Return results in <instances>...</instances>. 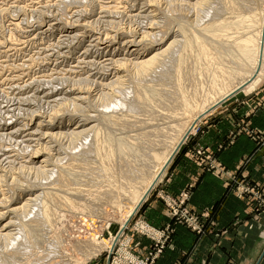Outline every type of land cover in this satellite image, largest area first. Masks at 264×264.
I'll return each mask as SVG.
<instances>
[{"label":"rangeland","instance_id":"374dc122","mask_svg":"<svg viewBox=\"0 0 264 264\" xmlns=\"http://www.w3.org/2000/svg\"><path fill=\"white\" fill-rule=\"evenodd\" d=\"M148 1L147 0L146 1L145 0H136V1L135 0H1L0 1V136L2 135L1 136L2 138L0 137V142H1L0 143V156H1L0 157V166H1L0 167V173H1L0 174V189H1L0 190V194H1L0 200L2 199L0 201V203H1L0 204L1 205L0 206V208H1L0 209V224H1L0 227H3V225L4 226L7 225V228L6 227L0 228V229H2V231L1 230L0 231H1V233L5 232V231H7L5 233H9L7 238L0 236V264H21L23 262L22 260H24V259H22V257L24 258L26 256L23 255V250H24L23 246L24 245H21V244H23V241H22L23 238L21 235L22 231H20L21 230L20 227L24 223H25L24 226L27 223L28 224L30 223L29 225H31L33 221L35 222L36 220L39 219L40 210L42 209L43 205L47 202L46 201L47 194H49V193H53L56 196L57 202L59 201L57 203L58 205H55V208L53 207L54 214H55L53 216L55 219H53L52 226H50L51 228L47 227L48 230L45 228V230L47 232L43 231L44 228H42V229L40 228L42 230V235L40 236V241H42V245L41 244L40 245L43 248V250L39 253V255L33 254V256H31L29 258L30 261L28 262V264L29 263L30 264L35 263V261L38 264V259H39L38 256L42 255L43 252L47 255L48 254L47 252H49V251H50L49 253H52L54 251H55V253H57V251H58V253L60 252L61 255L63 256V257L61 256L60 258H57V260L56 259L54 260V258L50 259V258H52L50 256V258H48L50 260L47 261L49 264H61L62 259L64 258L65 255H67V256H65L67 258H64L63 260L68 259V257H69V259L70 258L75 259V260L79 259L78 260V261H80L79 264H81V263L82 264H124L126 261L130 260L132 257L134 259L138 260V261H134L132 263L141 264L139 261H142V262L148 261V263H150V264H155L156 261L163 255V253L165 252L166 249H173V243H172V241H168V242L163 243L159 249H155L154 243L156 242V240H153L150 237L151 233L147 231L148 228L145 226V224L148 227L152 228L153 231H155V232L170 233V231H171V234H172L174 232V229H175L174 228L175 226L173 227L172 223L173 224L176 223L177 225H184L185 224L184 222H186L188 219H190L189 216H191L192 213H194L195 215L198 216V214H196L194 211L190 210V208L188 207V204H187V201L189 199L188 192L191 190L192 186H190L187 190H185L180 195H171L166 191V186H165L166 182L163 181L164 177L168 171L166 168L162 177L155 183V185L153 186V188L149 192L146 200L143 201V203H142V205H140L139 209L131 216V218L128 219V223H127L126 227L122 228L123 223L125 222V219H126V214H127L128 210L130 209V205L128 203H123V202H122V204L117 205V206H113V204H111V203H110L111 205L106 204L107 203V199H106L107 197L105 198V197L100 196L102 198L101 199L100 197H98L99 195H97V192H96L97 185H101V187H104L103 183L105 181L104 180L105 178L101 179L100 176L98 174H96L97 170H95V169H94L95 171L94 170H88L89 168L91 169V167L93 166L92 164H94L97 161V159H95L92 156L90 157V154H88V155L85 154L86 150L90 149L88 147H90L89 140H91V139L86 140V138H91V137H89L90 132L89 131L87 132V129H89L91 126L92 127L95 126L98 130L100 128L99 131H101L102 130L101 128L103 125L100 126L98 124H99V119H102V117L104 115L108 114V116L109 115L117 116L118 118H112L111 119L113 121H115V120L118 121L121 119H122L121 121L126 120V127L123 126L124 128L123 127L119 128V127H115V126L111 127L112 125H110V127H111L110 130L112 131V137H113V140L115 143L127 140V138L129 139V138H133V137H135V138L138 137L139 140L136 142L143 143V145L146 146L150 141H152V139H155L158 141L159 140L164 141V138H162V137L165 134H163L162 132L167 133L168 136L171 137L173 135L169 132V127L171 125L177 126V128L179 130H181V128H182L181 121H180L181 117L179 116V114H181V116L183 117L184 112L181 113V111L177 108L178 94L176 92V87L174 84L176 81L181 82L184 91H186V95H188L187 92H191L192 97H193V101L195 103H197L198 106L203 104V102H205L209 96L213 97L211 94V88H212L214 82H216L217 80H213L212 73L214 71H212V70L210 71V67L212 68L211 65L206 64L203 60L198 61L196 59L190 58V60L188 61L189 62L188 67L186 68L187 70L185 69V70H182L179 72L177 71V67H176L177 66V60H179V58L182 57L183 52L185 53L184 48L182 47L183 42L181 41V40H184V38L182 36L183 34L180 31V29L178 28L177 23H181V22L183 23L184 22L190 28L188 33L189 34H195L196 32H198V30L201 27L209 25L213 19H216V16L218 18L219 14L222 17L225 16L224 12L222 11L223 6L221 4L223 1L209 0L208 2H206L205 4H202V5H196L195 4V3H197L198 0H187L188 2L186 0H182V1L181 0H175V1H173V0H168V1L167 0H148ZM174 2L175 3L177 2V4H174ZM210 2H212V4ZM210 4H211V6H209ZM213 4H215V5H213ZM156 5H157V8H156ZM166 5L168 8L166 7ZM204 5L205 6L208 5V6L204 7ZM214 6H216V7H214ZM218 6H219V8H218ZM161 8H162L161 11L163 12V14L160 11ZM207 8H209V9H207ZM206 10H208V11L210 10L209 12H211V14H209V12ZM114 12L116 13V15ZM170 12L172 13V15ZM140 13H142V14H140ZM147 13L148 14L150 13L151 15L150 14L148 15ZM183 14H185V15H183ZM139 15H141V17H139ZM205 15H211V16L207 17ZM135 16H137V17L135 18ZM143 16H146V17L148 16V17L146 19V17H143ZM151 16H153L154 18ZM183 16H185V17H183ZM167 17H168V20L170 19L169 22L167 20ZM170 21H171V23H170ZM173 21L176 23H174ZM179 21H181V22H179ZM165 22H168V26H167V24H165ZM144 23L145 24L147 23L146 25H148V27ZM48 24L50 27L48 26ZM139 24H142V25L140 26ZM151 24H153V25H151ZM169 24L171 26H169ZM14 25H16V26H14ZM144 26H146V27H144ZM142 27H144L146 29H144V28L142 29ZM45 28H46V30H44ZM155 28H156V30H155ZM163 28L164 29L167 28V29L164 30ZM158 29H160L159 31H161V32H159ZM131 30H132V32H131ZM147 30H150V31L148 32ZM46 31H48V32H46ZM115 31H116V33H115ZM124 31H127V32H124ZM165 31L166 32L169 31V32L165 33ZM135 34H137V35H135ZM156 34H157V36L158 35L159 36L157 37ZM153 36L155 39L153 38ZM163 37H165V38H163ZM156 38H158L159 43H156V42H158V40ZM128 39H129V41H128ZM94 40H96L97 45L99 44L98 47L95 44L96 42H94V44H93ZM132 40H133V42H132ZM139 40L140 41L142 40L141 41L142 43ZM172 40H173V42H172ZM161 41H164L165 43L167 41V43L164 44L165 48L169 44L172 45L173 46V48L171 49L172 51L168 52V54L163 55L153 65L155 68H153V66H152L150 71H142V70L138 69L137 68V62L138 61L140 62L143 59H145L146 57H149V55L151 56L154 53H157L158 51L161 52L162 50L165 49L164 46L160 49V47H161L160 42ZM121 42H125L126 47H125V43H123V45H121ZM131 42L135 43V44L131 45ZM143 42H144V44H143ZM149 42H151V45ZM136 43H137V45H136ZM173 43H175V44H173ZM148 44H149V46H148ZM142 45H144V46H142ZM137 46L144 47L145 49L144 48L140 49V47H137ZM107 47H109L110 49H108ZM113 47H114V49L112 51ZM119 47H120V51H118ZM152 47H154V48H152ZM156 47H157V50L155 49ZM115 48H116V50H115ZM122 48H123V50H122ZM129 48H132V50ZM148 48H150V49H148ZM9 49L11 51H9ZM175 49H176V51H175ZM108 50H109V53H108ZM128 50H130V51L128 52ZM135 50L141 51L140 52L141 55L140 54L135 55V53H133ZM181 50H183V52ZM177 51H178V53L176 54ZM2 52H3V54H2ZM8 52H9L10 56L8 55ZM11 52H13V53H11ZM173 52L176 54V58H175V56H174L175 54ZM4 53L6 55H4ZM46 53H47V55L48 54H50V55L47 56ZM180 53H182V54H180ZM98 54H99V56H98ZM178 54H180L179 55L180 57L178 56ZM43 55H44V57H43ZM192 55H193L192 52H191V54L189 53V56H192ZM109 56H111V57H109ZM123 56H124V58H123ZM102 57H103V59L104 58L105 59L102 60ZM130 57H132V59ZM34 58H35V60H34ZM3 59H5V60H3ZM91 59H92V61H91ZM128 59H129L130 63L128 62ZM191 59H193V60H191ZM19 60H22V61L19 62ZM80 60H83L84 62L83 61L78 62ZM87 60L89 61V63L87 62ZM94 60H96V62ZM12 61H13V63H12ZM41 61L42 62L45 61V62L42 63ZM133 61L135 62V64ZM21 62L23 63L24 66L27 65L28 70L26 69V66L22 67L23 69L20 68L21 66H23L22 64L20 65ZM39 62H40V64H38ZM85 62L87 63L89 68L87 67ZM91 62H92V64H91ZM103 62L106 65L107 64L108 65L106 66ZM202 62H203V64H202ZM17 63H19V64H17ZM75 63H77L79 66L80 65L81 66L78 67L77 64L75 65ZM99 63L102 64L103 66H105V68L104 67L99 68L100 66H102V65H99ZM161 64H162V66H161ZM197 64L198 65L200 64V65L198 66ZM17 65L22 70H20ZM74 66H75V68H74ZM83 66H84V68H83ZM115 66H117V67H115ZM30 67H31V69H29ZM123 67H124V69H123ZM17 68H18V70H17ZM106 68H108V69H106ZM109 68H110V71L113 68V70H115V72L113 70H112L113 73L110 72ZM166 68H168L169 71ZM83 69L85 72L82 71ZM103 69H104V71H103ZM132 69H133V71H132ZM152 69H153V71H152ZM12 70H14V71H12ZM95 70L97 71L96 73H95ZM124 70H126L125 71L126 74H125ZM200 70L202 73H200ZM40 71L43 73H41ZM65 71L67 73L69 72V74H67ZM74 71H75V73H74ZM98 71H99V73H98ZM100 71H102V72H100ZM195 71L197 72V74ZM40 74H42V75H40ZM99 74L102 77L99 76ZM242 74H243V72H242ZM35 75L39 79L35 80V78H36ZM95 75H97V77ZM124 75H126L128 78ZM149 75H150V77H149ZM12 76L15 78L11 79ZM17 76L18 77L20 76V78H18ZM39 76H41V77H39ZM46 76H48V80H47ZM168 76H170V78ZM49 77H51V78L53 77V80L51 79L52 82H50ZM112 77L113 78L115 77L114 78L115 80H113ZM123 77H125V78H123ZM6 78H8V79H6ZM40 78H42L43 81L40 80ZM55 78H56V80H55ZM110 78H112V79L110 80ZM116 78H117V80H116ZM98 79L100 81L102 80L101 81L102 84H105V85H102ZM120 79H122V80H120ZM39 80H40L42 85L40 84ZM107 80H109V81L107 82ZM93 81L96 84H92ZM111 81H113V82H111ZM48 82H50L51 85ZM59 82L60 83L65 82V84L62 85V84H59ZM98 82H99L98 85L100 87L97 85ZM119 82H121V83L124 82V83L119 85L118 84ZM217 82H219V81H217ZM23 83H25V84H23ZM20 84H21V87L19 86ZM26 84H29L30 87H28L29 85L26 86ZM38 84L41 86V88L39 87ZM58 84H59V86L55 88V86H57ZM44 85L45 86L48 85L50 88L48 86H47L48 88L47 87L45 88V87H43ZM155 85L157 86V88ZM104 86H105V88H104ZM114 86H117V88ZM150 86H151V88H149ZM152 86H154L156 89ZM147 87H148V89H146V90H152L154 88L152 90L153 94H154V95L152 94L153 95L152 97H145L144 93L146 90H144V89ZM9 88H10V90H8ZM16 88H18V89H16ZM20 88H22V89L20 90ZM98 88H101L100 89V91L102 92L101 94H100V91ZM158 88H161V89L159 90ZM71 89H73L72 92H71ZM111 89H113V90H111ZM189 89H190V91H189ZM24 90H25V92H24ZM41 90H43V92ZM96 90H98V91H96ZM156 91L159 92L161 95L159 93H157ZM74 92H77V93H74ZM89 92H91V93H89ZM97 92H98V94H97ZM33 93L34 94L37 93V94L33 95ZM39 93H40V96L42 95L40 98L38 95ZM44 93H45V95H44ZM117 93H119L120 95ZM155 93H157V94H155ZM221 93L222 92H220V94ZM68 94H70V95H68ZM84 94L88 95L89 97L86 96V98H85ZM176 94H177V98H176ZM13 95H15L16 101L14 100ZM18 95L21 97H19ZM76 95H78V96L76 97ZM162 95H163V98H162V100H160V96H162ZM28 96H30V98H32L33 100L29 99ZM35 96H36V98H35ZM18 97L22 100L20 101V99ZM37 97H38V99H37ZM138 97H143V100H144L143 104L139 102ZM24 98H25V100L26 99L27 100L25 101ZM66 98H67V100H66ZM71 98H72V100H71ZM119 98L123 99L121 102H124L125 106L128 104L127 108H123V107L118 108V106H120V105H118V103H120ZM89 99H92V100H89ZM73 100H74L75 104H74ZM107 100H110V102H109L110 105L108 106L109 108L106 105H104V107H103V104H105L104 102H106ZM51 101H53V102H51ZM94 101H96V102H94ZM26 102H27V104H26ZM56 102H58V103H56ZM84 102L85 103L89 102V103L85 105ZM90 102H91V107H90ZM79 103L82 104V106ZM114 103H116L117 107ZM199 103H200V105H199ZM229 103L230 104L235 103L237 106L236 109H238V107H243V109H241V111H244V107H246L247 108L246 110L250 111L251 114H255L259 110L264 109V76L257 78L250 87L242 90L240 93L236 94L231 99L224 101L220 106L216 107L215 109L209 111L204 116L197 119L198 121L196 120L195 124L192 125V130L190 132L188 131V133L186 135L187 137L184 138L179 149H181L187 143V141L189 139H191L192 137H194L196 135L201 134L202 133L201 131H203L202 129L206 126V124H205L206 120L211 119L214 115H216L219 112V110L220 111L222 110V107L229 105ZM24 104H26V106ZM57 104H58V106H57ZM59 104H60V106H59ZM99 104H101L102 107L99 106ZM206 104H208V102ZM37 105H39V107ZM76 105H78V106H76ZM92 105H96V106H92ZM73 107H74V109H73ZM94 107L96 109L101 107L103 111H101L100 108H99L100 110L98 109V111H97V110L93 109ZM23 108H25V109H23ZM36 108H38V109L36 110ZM62 108H64V109H62ZM77 108H79V109H77ZM105 108H107L106 110L110 109L111 112L109 110L106 111ZM52 109L54 110V113H53ZM93 110H95V111H93ZM34 111H36V112H34ZM64 111H65V114H64ZM91 111L94 112V114ZM48 112L51 113L53 116L51 114H47ZM60 112H61V114H60ZM100 112H102L103 116L101 115ZM103 112H104V114H103ZM112 112H114V113H112ZM174 112H180V113H178L177 115H174L173 116L174 119H173L171 114ZM41 113L43 114V116L44 115L45 116L43 117ZM81 113H82V116H81ZM37 114H38V116H37ZM54 114H55V116H54ZM68 114H70V115H68ZM76 114H77V116H76ZM88 114H92V115L90 116ZM114 114H117V115H114ZM119 114H120V116H119ZM26 115H27V117H26ZM58 115L60 116V118ZM66 115L70 116V117H67ZM122 115H123L124 119H123V117L121 118ZM87 116H89V117H87ZM23 117L26 119H24ZM46 117L48 118V120ZM92 117H94V118L96 117L95 120L91 121L90 118H92ZM97 117H99V118H97ZM31 118H32V120H31ZM244 118H245V114H241L238 121H236L235 128L230 131L225 144H227V145L230 144V142L232 141V139L235 136L237 137V136L241 135V133H244V134L256 139L258 146L255 149L256 152L253 151V153L250 156L244 157L242 159V161L239 163V166L237 169L238 171L236 172V177H234L235 175H233V176L231 175V176H229L227 181H229L231 183V185H232L231 188H232L233 192H236L237 194H240V195L246 196V197L248 195L252 196L253 202L255 204H257V208L259 206L258 209L264 210V206H262V205H264V192L258 186L252 184L248 179H244L239 174L241 172V170L243 172L244 169L247 168L248 164L251 162L252 158L254 157V155H256L257 152L262 151L264 153V138H263L264 132L258 133L256 130L252 129L249 126V122L246 121ZM61 119L64 121H61ZM46 120L48 121V123H50V125L47 124ZM68 120H69V123H68ZM83 120H84V122L82 123L83 124L82 125L81 122ZM28 121H29V123H28ZM35 121H37V122H35ZM40 121L43 123H41ZM60 121L63 123H61ZM65 121H66V123H65ZM21 122H22V124H21ZM23 122L24 123L26 122V124H24V125L27 126L28 128L23 125ZM189 122L191 123V121L188 120V122L185 123V126L183 125V128L184 127L186 128ZM53 123H55V124H53ZM41 124L42 125L44 124V125L42 126ZM88 125H90V126H88ZM155 125L159 128L156 129V127H154ZM75 126L78 129H74ZM21 127L22 128L24 127V128L22 129ZM36 127H37V129H36ZM42 127H43V129H42ZM69 127L70 128L73 127V128L70 129ZM25 128L27 129V131ZM49 128H51V129H49ZM81 128H85V129H81ZM64 129H66V131H64ZM23 130L25 131V133L23 132ZM76 130L77 131L78 130L79 131L84 130V131H86V133L84 132L83 134H81L82 138L79 137L77 140L76 139L73 140V139H71V135ZM18 131L20 134L19 133L17 134ZM37 131H39V132H37ZM56 131H57V134H56ZM69 131H70V133H69ZM153 131L155 133L152 135L151 132H153ZM15 132H16V135H15ZM46 132L47 133L52 132V133L50 135V134H47ZM62 132H64V133L66 132L65 135H63L64 133L62 134ZM7 133L9 136L7 135ZM41 133H42V135H41ZM58 133H60V134L58 135ZM113 133L114 134L116 133V134L114 135ZM3 134H5L6 136ZM46 134L48 136H46ZM34 136L36 138H34ZM63 136H65V137H63ZM3 137L5 140L3 139ZM14 138L18 141H15ZM29 138L30 139L33 138V139L30 140ZM47 138H49V139L52 138L53 142L51 141V139L47 140ZM59 138L61 140L60 143H59V141H60ZM37 139L39 141H37ZM55 139H57V140H55ZM27 140H29L30 142ZM82 140H83V142H82ZM20 141H21V143H20ZM34 141H36L37 143ZM46 142H48V143H46ZM9 143H10V145H9ZM45 143L47 146H45ZM18 144L20 146H18ZM23 144H24L26 149L24 148ZM37 144H38V146H37ZM42 144H44V147ZM48 144H51V145H48ZM53 144L56 146H54ZM58 144L60 146L62 145V147L58 146ZM225 144L224 143L220 144L218 146V148L223 147ZM7 145L9 147H5ZM28 145H29V147H28ZM1 147H2V149H1ZM49 147H50V149H49ZM55 147H57V148H55ZM79 147L80 148L82 147L83 149L81 148L82 150L81 149L78 150ZM4 148H6V149H4ZM12 148H14V150ZM58 148H60V149H58ZM61 148H63V149H61ZM7 149L8 150L10 149V150L8 151ZM56 149H58V150H56ZM67 149H68V151H67ZM179 149H178V151H179ZM2 150H6V151H2ZM40 150L44 151V153L41 152ZM142 150H144V148H142L139 145L138 151H142ZM14 151H16V153L18 152L20 155L18 153L17 154L14 153ZM37 151L39 153H37ZM51 151L54 153L52 154ZM62 151H63V153H62ZM203 151L204 150L201 146L194 147L193 156L201 158L202 156H204ZM7 152L9 153V155ZM57 152H59L60 154ZM75 152H77V153H75ZM11 153L13 155H11ZM32 153L35 155H33ZM50 153H51V155H53L52 158H51ZM79 153L81 154V156ZM83 155H85V156H83ZM18 156L22 159H20ZM30 156H31L30 159H32V160L28 159ZM12 157H13V159H16V160L11 161ZM54 157H56V158H54ZM1 158H3V159H1ZM24 158H25V161H24ZM67 158H69V159H67ZM62 159H64V160H62ZM73 159H74V162H73ZM131 159L132 158L129 157V158H127L126 161L128 162ZM7 160H8V162L9 161L10 162L8 163ZM68 160H69V163H67ZM20 161L22 163H20ZM44 161H48V162L45 163ZM51 161H52V163H51ZM11 162L13 163L14 166L12 164H10ZM55 162H57V163H55ZM61 162L63 164H60ZM70 162H73V163H70ZM53 163H55L56 165ZM23 164H25V165H23ZM26 164H28V165L30 164L31 165V166H29L30 168L27 167L28 165L26 166ZM47 164H49V165H47ZM70 164H72L73 166ZM123 164H125V163H123ZM20 165H21V167H20ZM79 166L80 167L83 166V169H81ZM84 166H85V168H86V166H91L88 169L86 168L89 172L86 169L84 170ZM2 167H3V169L5 168L4 171H3ZM14 167H15V170H14ZM31 167H33V168H31ZM23 168L24 169L26 168L25 171ZM62 168L63 169L67 168L66 171L69 170L67 172V174L70 173V174H68V175H70L69 180L66 183L67 189L65 187H63V184L62 183L60 184L58 182V179H57V178H59L58 176L60 175V173L63 174L64 176H66L65 175L66 173L62 171L63 170ZM76 168H77V170H76ZM17 169H19V170H17ZM28 169L29 170L31 169L30 170L31 173H28V172H30V171H28ZM51 169H53L55 171L53 172V170H51ZM8 170H9V172H6ZM12 170L14 172H12ZM42 170H43V172H41ZM18 171H20V172L18 173ZM26 171H27L28 175H27ZM22 173H24V174H22ZM34 173H35V175H34ZM73 173L77 174L78 177ZM91 173H92V175H91ZM40 174L42 175V177L44 176V178L46 177L47 179L46 178L42 179ZM47 174H48V176H50L51 179L47 176ZM78 174H80V175H78ZM9 175H11V176H9ZM21 175L23 176V178ZM71 175L72 176L74 175V177H71ZM13 176H14V178H13ZM34 176H37L38 178L35 177V178H37L35 180V178H33ZM39 176L41 177V179H39L40 178ZM1 178H3V179H1ZM24 178H26V180H24ZM30 178H31V180H30V182H28ZM4 179H6V181H3ZM14 179H16V180H14ZM22 179L24 180V182ZM33 179H34V181H32ZM93 179L94 180L97 179V180L93 181ZM17 180L20 182L22 181V182L20 183ZM46 180H47V182H46ZM89 180L91 181L90 183H89ZM98 180H100L101 182L99 181L100 182L99 183ZM42 181H44V182H42ZM81 181H83V182H81ZM14 182L16 184H13ZM32 182H34V183H32ZM87 182H88V184H87ZM22 183H24V184L22 185ZM29 183L30 184L32 183L31 186ZM53 183H54V185H53ZM92 183H93V185H92ZM234 183H235V185H234ZM34 184L39 185V187L37 185H34ZM2 185H4V186H2ZM19 185H22V186L20 188H18ZM14 187H16V188H14ZM40 187H41V189H40ZM46 187H47V190L44 191L46 189ZM58 187L59 188L61 187V188L59 189ZM49 188H51V189H49ZM91 188H94L93 191H91L92 190ZM89 189H91V190H89ZM251 189L253 190L252 193L245 194L246 190L248 191ZM22 190L25 191L26 193L21 192ZM67 190H68V192H67ZM8 191H9V193H7ZM94 191L96 194L94 193V195H93ZM40 192L42 194H40ZM83 192H84V194H82ZM85 192L88 194L87 196L85 195ZM164 192H166V193H164ZM23 194H25V195H23ZM37 194H38V196H37ZM81 194L85 195L86 199L84 197H81ZM89 194H91V196H93L91 200L89 198V197H91ZM183 194L187 195L186 201L184 200V198H181ZM13 195H15V196H13ZM44 195H45V197H43ZM60 195H61V197H60ZM16 196H18V197L16 198ZM24 196H25V198H24ZM155 196L158 197L159 201L166 208V210L168 211V213L170 215V222L168 224H165L164 227H162L161 229H155V228L151 227L149 224H147L143 220L142 217L139 216L140 212L143 210L147 201L155 199L154 198ZM2 197H4V198H2ZM72 197H74V198H72ZM33 198L35 200H33ZM64 198L66 200H69V201L65 202ZM81 198H84V200ZM3 199L4 200L9 199V201H7V200L4 201ZM73 199H75V200L73 201ZM105 200H106V202H105ZM3 201H4V204L2 203ZM10 201H13V202H10ZM34 201L36 202V205H35ZM77 201H79L78 204H77ZM102 201H104L105 203L103 202L104 204L103 203L100 204ZM6 202H8L9 204H7ZM89 202H91V203H89ZM109 202L110 201H108V203ZM68 203H74L75 208H71V205L69 206ZM33 204H34V206H33ZM87 204L89 207L87 206ZM7 205H9V206H7ZM22 205H24V206H22ZM2 206H4V207H2ZM25 206H26V209H24ZM28 207H30V208H28ZM39 207L41 209H38ZM24 210H27V211H24ZM28 210H30V211L32 210L33 213H32V211L30 213V211H28ZM34 212H36V213H34ZM3 214H4V216H3ZM6 214H9L11 216L13 215V217L6 215ZM35 214L37 216H35ZM14 216H16V217H14ZM5 217H6V219H5ZM8 218L10 220H8ZM15 218H18V219H15ZM24 219H27V220H24ZM18 220H20L21 222ZM10 221L12 224H9ZM13 221H15V222L18 221V223H16L17 225H15V222L13 224ZM203 221L205 222V220H203ZM179 222L184 223V224H178ZM211 222H213V221H211ZM186 225L187 224H185L184 226L186 228L190 229ZM17 228H20V229L18 230ZM5 229H8V230H5ZM15 232H17V233H15ZM210 232L212 233V230ZM10 235L12 237L16 236L17 238H15V237L12 238ZM204 235L206 236L207 234H204ZM18 236H19V239H18ZM136 236L148 239L150 241V246H148V248L144 254H139L138 251L136 250V248L140 247V245H141L140 242H136L134 240ZM3 238H6L7 240L3 239ZM198 238H201V235H199ZM20 240L22 241V243L20 242ZM92 240H95V241H92ZM14 241L19 242V243H15L16 248H18V246H19L18 250L15 248ZM79 241H80V243L91 241V243H95V242L98 243L99 246L101 244H103V246L104 245L105 246H104V248H102V250L99 251V253L98 252L96 253L97 255L95 254L93 257H91V259L89 261L81 262L82 257L79 254L80 251L76 250L77 249L76 243H79ZM6 242L9 243L10 245L7 244ZM51 242H53V243H51ZM72 242L73 243L76 242L75 245ZM199 242L200 241H197V243H199ZM56 243H57V246H56ZM112 244H113V246H112ZM20 245L22 248L20 247ZM110 245L112 247H110ZM7 246H9V247H7ZM13 246H14V248H13ZM46 246H48V247H46ZM49 247H50V249H49ZM194 247H195V245H194ZM197 247H199L198 244L196 245L195 248H193V251H190V253H192L194 251L196 253ZM54 248H56V250ZM20 249L22 250V252H21V254L20 253L18 254V252L21 251ZM75 250H76V253H75ZM158 250H160V252L156 254V252ZM72 251H74V252H72ZM190 253H187V254H189L188 256L191 257ZM187 254L185 253V254H183V256H186ZM49 255L50 254H48V256ZM55 255H53V256H55ZM12 256H16V259L14 260L13 258H15V257H12ZM153 258H154V260H153ZM58 259H61V260H58ZM151 259L153 260L152 263H151ZM182 264H184V260H183Z\"/></svg>","mask_w":264,"mask_h":264},{"label":"bare ground","instance_id":"6f19581e","mask_svg":"<svg viewBox=\"0 0 264 264\" xmlns=\"http://www.w3.org/2000/svg\"><path fill=\"white\" fill-rule=\"evenodd\" d=\"M1 1V0H0ZM136 1V0H135ZM146 1V0H145ZM148 1V0H147ZM168 1V0H167ZM173 1H175V0H173ZM182 1V0H181ZM187 1V0H186ZM185 1V2H186ZM209 0H198L197 1V3H195L196 5H202V4H205L206 2H208ZM218 1H223L221 4H222V6H223V12H224V15L225 16H220V14H219V17L217 18V16H216V19H213L211 22H210V24L209 25H206V26H203V27H201L199 30H198V32H196L195 34H189L188 32H189V26L187 25V24H185L184 22L182 23L181 21H179V22H181V23H177L178 24V28L180 29V31L182 32V36H183V38H184V40H181L182 42H183V48H184V51H185V53L183 52V50H181L182 52H183V55H182V57L181 58H179V60H177V71L179 72V71H182V70H185L187 67H188V64H189V60H190V58H193V59H196V60H203L206 64H208V65H211L212 66V68L210 67V71L212 70V71H214L213 73H212V75H213V80H217V81H219V82H214V84H213V86H212V88H211V94H212V96L213 97H211V96H209L207 99H206V103L208 102V104H206L205 102H203V104H201L200 105V103H199V105L200 106H198V104L197 103H195L194 101H193V97H192V94H191V92H187L188 93V95H186V91H184V89H183V87H182V84H181V82L180 81H176L174 84H175V87H176V92H177V94H178V99H177V108L181 111V113L182 112H184L183 113V117L181 116V114H179V116L181 117V125H182V128H181V130H179L178 128H177V126H175V125H171L170 127H169V132L171 133V134H173L171 137L170 136H168V134L167 133H164V132H162L163 134H165L162 138H164V141H162V140H155V139H152V141H150L146 146L145 145H143V143H140V142H136V141H138L139 140V138L137 137V138H135V137H133V138H127V140H124V141H121V142H118V143H115L114 142V140H113V137H112V131L110 130L111 129V127H113V126H115V127H123V126H125L126 127V120L125 121H121L122 119V117H123V115L121 116V120H118V121H113V120H111L112 118H118L117 116H112V115H109L108 116V114L107 115H102V112H100L101 113V115L103 116H101L102 117V119H99V124L98 125H100V126H102V130L101 131H99L100 130V128H99V130L94 126V127H90L89 129H87V132L89 131L90 133H89V137H91V138H86V140H88V139H91V140H89V145H90V147H88V148H90L89 150H86V152H85V154H90V157L92 156V157H94L95 159H97V161L94 163V164H92L91 166H86V168L88 169L89 167H91V169L89 168L88 170H97V172H96V174H98L99 176H100V178L101 179H103V178H105L103 181H104V183H103V186L104 187H101V185H97V190H96V192H97V195H99L98 197H107L106 199H107V203L106 204H109V205H111V204H113V206H117V205H120V204H122V202L123 203H128L129 205H130V209L128 210V212H127V214H126V219H125V222L123 223V226H122V228H125L126 227V225H127V223H128V219L129 218H131V216L139 209V207H140V205H142V203H143V201H145L146 200V198H147V196H148V194H149V192L151 191V189L153 188V186L155 185V183L162 177V175L164 174V171H165V169L167 168V166L169 165V163L171 162V160H172V158H173V156L175 155V153L177 152V150L179 149V147H180V145H181V143L183 142V140H184V138L185 137H187L186 135H187V133H188V131L190 132L191 130H192V125H194L195 124V121L197 120V119H199L200 117H202V116H204L205 114H207L209 111H211V110H213V109H215L217 106H219L220 104H222L224 101H226V100H228L229 98H231V97H233L234 95H236L238 92H240L242 89H244L245 87H247L248 85H250L254 80H256L257 78H259V77H263L264 76V0H218ZM130 2V1H129ZM144 2V1H143ZM149 2V1H148ZM184 2V3H185ZM188 2V1H187ZM191 2V1H190ZM152 3V2H151ZM161 3V2H160ZM170 3V2H169ZM168 3V4H169ZM183 3V4H184ZM211 4H212V2H210ZM218 3V2H217ZM134 4V3H133ZM174 4H177V2L175 3L174 2ZM211 4L209 5V6H211ZM12 5V4H11ZM154 5V4H153ZM190 5V4H189ZM213 5H215V4H213ZM217 5V4H216ZM9 6V5H8ZM159 6V5H158ZM171 6V5H170ZM206 6H208V5H206ZM205 5H204V7H206ZM220 6V5H219ZM219 6H218V8H219ZM3 7V6H2ZM166 7H167V5H166ZM213 7V6H212ZM214 7H216V6H214ZM156 8H157V5H156ZM168 8V7H167ZM210 8V7H209ZM209 8H207V9H209ZM214 9V8H213ZM216 9V8H215ZM145 10V9H144ZM159 10V9H158ZM162 10V8L160 9V11ZM165 10V9H164ZM167 10V9H166ZM192 11V10H191ZM205 11V10H204ZM206 11H208V10H206ZM210 11V10H209ZM208 11V12H209ZM214 11V10H213ZM113 12V11H112ZM168 12V11H167ZM207 12V13H208ZM215 12V11H214ZM115 13V12H114ZM137 13V12H136ZM143 13V12H142ZM142 13H140V14H142ZM161 13L163 14V12L161 11ZM171 13V12H170ZM206 13V14H207ZM148 14V13H147ZM150 14V13H149ZM148 14V15H149ZM159 14V13H158ZM166 14V13H165ZM209 14H211V12H209ZM213 14V13H212ZM2 15V14H1ZM110 15V14H109ZM115 15H116V13H115ZM146 15V14H145ZM151 15V14H150ZM156 15V14H155ZM171 15H172V13H171ZM183 15H185V14H183ZM217 15V14H216ZM223 15V14H222ZM163 16V15H162ZM178 16V15H177ZM205 16H207V17H209V16H211V15H205ZM137 16H135V18H136ZM139 17H141V15H139ZM143 17H146V16H143ZM142 17V18H143ZM148 17V16H147ZM147 17H146V19H147ZM151 17H153V16H151ZM175 17V16H174ZM183 17H185V16H183ZM182 17V18H183ZM206 17V18H207ZM154 18V17H153ZM193 18V17H192ZM131 19V18H130ZM150 19V18H149ZM157 19V18H156ZM166 19V18H165ZM135 20V19H134ZM151 20V19H150ZM167 20H168V17H167ZM170 20V19H169ZM169 20H168V22H169ZM174 20V19H173ZM178 20V19H177ZM176 20V21H177ZM189 20V19H188ZM138 21V20H137ZM136 21V22H137ZM145 21V20H144ZM143 21V22H144ZM152 21V20H151ZM150 21V22H151ZM134 22V21H133ZM162 22V21H161ZM160 22V23H161ZM168 22H165V24H167V26H168ZM174 22V21H173ZM164 23V22H163ZM162 23V24H163ZM170 23H171V21H170ZM174 23H176V22H174ZM208 23V22H207ZM17 24V23H16ZM145 24V23H144ZM147 24V23H146ZM145 24V25H146ZM156 24V23H155ZM158 24V23H157ZM161 24V25H162ZM204 24V23H203ZM51 25V24H50ZM140 26L142 25V24H139ZM138 25V26H139ZM151 25H153V24H151ZM14 26H16V25H14ZM48 26H49V24H48ZM47 26V27H48ZM147 27H148V25H146ZM146 26H144V27H146ZM169 26H171L170 24H169ZM50 27V26H49ZM144 27H142V29L144 28ZM150 27V26H149ZM164 27V26H163ZM192 27V26H191ZM196 27V26H195ZM161 28V27H160ZM52 29V28H51ZM137 29V28H136ZM144 29H146V28H144ZM153 29V28H152ZM151 29V30H152ZM164 29V28H163ZM167 28H165L164 30H166ZM178 29V30H179ZM44 30H46V28L44 29ZM155 30H156V28H155ZM160 29H158V31H159ZM163 30V31H164ZM50 31V30H49ZM148 32L150 31V30H147ZM46 32H48V31H46ZM124 32H127V31H124ZM131 32H132V30H131ZM143 32V31H142ZM141 32V33H142ZM159 32H161V31H159ZM167 32H169V31H167ZM166 31H165V33H167ZM23 33V32H22ZM115 33H116V31H115ZM135 33V32H134ZM146 33V32H145ZM178 33V32H177ZM127 34V33H126ZM150 34V33H149ZM148 34V35H149ZM174 34V33H173ZM180 34V33H179ZM130 35V34H129ZM135 35H137V34H135ZM143 35V34H142ZM153 35V34H152ZM175 35V34H174ZM173 35V36H174ZM113 36V35H112ZM146 36V35H145ZM156 36H157V34H156ZM159 36V35H158ZM157 36V37H158ZM177 36V35H176ZM179 36V35H178ZM150 37V36H149ZM95 38V37H94ZM113 38V37H112ZM116 38V37H115ZM144 38V37H143ZM148 38V37H147ZM153 38H154V36H153ZM152 38V39H153ZM163 38H165V37H163ZM179 38V37H178ZM177 38V39H178ZM93 39V38H92ZM134 39V38H133ZM136 39V38H135ZM139 39V38H138ZM155 39V38H154ZM153 39V40H154ZM157 40H158V38H156ZM160 39V38H159ZM176 39V38H175ZM112 40V39H111ZM120 40V39H119ZM131 40V39H130ZM143 40V39H142ZM141 40V41H142ZM161 40V39H160ZM166 40V39H165ZM100 41V40H99ZM127 41V40H126ZM128 41H129V39H128ZM136 41V40H135ZM140 41V40H139ZM140 41V42H141ZM150 41V40H149ZM155 41V40H154ZM94 42H96V40H94L93 41V44H94ZM111 42V41H110ZM132 42H133V40H132ZM131 42V45L132 44H135V43H132ZM153 42V41H152ZM172 42H173V40H172ZM177 42V41H176ZM175 42V43H176ZM123 43H125V42H121V45H123ZM139 43V42H138ZM142 43V42H141ZM140 43V44H141ZM150 43V45H151V42H149ZM156 43H159V40H158V42H156ZM166 43H167V41H166ZM164 41H161L160 42V45H161V47H160V49L164 46V44H166ZM169 43V42H168ZM175 43H173V44H175ZM180 43V42H179ZM96 45H97V42L95 43ZM139 44V45H140ZM143 44H144V42H143ZM95 45V46H96ZM99 45V44H98ZM98 45H97V47H98ZM103 45V44H102ZM110 45V44H109ZM108 45V46H109ZM113 45V44H112ZM120 45V46H121ZM128 45V44H127ZM136 45H137V43H136ZM181 45V44H180ZM11 46V45H10ZM47 46V45H46ZM94 46V47H95ZM134 46V45H133ZM141 46V45H140ZM140 46H137V47H140ZM142 46H144V45H142ZM148 46H149V44H148ZM176 46V45H175ZM8 47V46H7ZM12 47V46H11ZM103 47V46H102ZM125 47H126V43H125ZM131 47V46H130ZM146 47V46H145ZM177 47V46H176ZM175 47V48H176ZM104 48V47H103ZM108 49H110L109 47H107ZM144 47H140V49H143ZM152 48H154V47H152ZM164 48H165V46H164ZM173 48V46L172 45H167V47L164 49V50H162L161 52H157V53H154L153 55H149L148 53V55H149V57H146L145 59H143L142 61H138L137 62V68L138 69H140V70H142V71H150V69L152 68V66L163 56V55H165V54H168V52H170V51H172L171 49ZM210 50H209V49ZM11 49V48H10ZM9 49V51H11ZM43 49V48H42ZM48 49V48H47ZM98 49V48H97ZM113 49H114V47L112 48V51H113ZM129 49H131L132 50V48H129ZM134 49V48H133ZM138 49V48H137ZM145 49V48H144ZM148 49H150V48H148ZM156 50H157V47L155 48ZM159 49V50H160ZM8 50V49H7ZM18 50V49H17ZM44 50V49H43ZM89 50V49H88ZM106 50V49H105ZM115 50H116V48H115ZM118 50V49H117ZM122 50H123V48H122ZM139 50V49H138ZM138 50H135L133 53H135V55H137V54H140V52L141 51H138ZM86 51V50H85ZM93 51V50H92ZM118 51H120V47H119V50ZM126 51V50H125ZM130 50H128V52H129ZM143 51V50H142ZM145 51V50H144ZM154 51V50H153ZM174 51V50H173ZM175 51H176V49H175ZM174 51V52H175ZM180 51V50H179ZM41 52V51H40ZM151 52V51H150ZM156 52V51H155ZM173 52V53H174ZM191 52L193 53V55L192 56H189V53L191 54ZM11 53H13V52H11ZM10 53V54H11ZM37 53V52H36ZM98 53V52H97ZM108 53H109V50H108ZM111 53V52H110ZM123 53V52H122ZM126 53V52H125ZM153 53V52H152ZM178 53V51L176 52V54ZM2 54H3V52H2ZM85 54V53H84ZM102 54V53H101ZM121 54V53H120ZM119 54V55H120ZM124 54V53H123ZM129 54V53H128ZM127 54V55H128ZM132 54V53H131ZM175 54V53H174ZM176 54L174 55L175 56V58H176ZM180 54H182V53H180ZM180 54H178V56L180 55ZM4 55H6L5 53H4ZM8 55H9V52H8ZM46 55H47V53H46ZM48 55H50V54H48ZM47 55V56H48ZM107 55V54H106ZM112 55V54H111ZM134 55V54H133ZM141 55V54H140ZM139 55V56H140ZM10 56V55H9ZM16 56V55H15ZM18 56V55H17ZM98 56H99V54H98ZM101 56V55H100ZM113 56V55H112ZM118 56V55H117ZM121 56V55H120ZM126 56V55H125ZM177 56V57H178ZM34 57V56H33ZM37 57V56H36ZM40 57V56H39ZM43 57H44V55H43ZM108 57V56H107ZM106 57V58H107ZM109 57H111V56H109ZM128 57V56H127ZM133 57V56H132ZM132 57H130L131 59H132ZM136 57V56H135ZM142 57V56H141ZM173 57V56H172ZM171 57V58H172ZM180 57V56H179ZM189 57V58H188ZM8 58V57H7ZM41 58V57H40ZM89 58V57H88ZM101 58V57H100ZM118 58V57H117ZM123 58H124V56H123ZM134 58V57H133ZM137 58V57H136ZM6 59V58H5ZM5 59H3V60H5ZM18 59V58H17ZM24 59V58H23ZM22 59V60H23ZM39 59V58H38ZM105 59V58H104ZM103 59V57H102V60H104ZM112 59V58H111ZM114 59V58H113ZM122 59V58H121ZM135 59V58H134ZM178 59V58H177ZM193 59H191V60H193ZM8 60V59H7ZM14 60V59H13ZM22 60H19V62L20 61H22ZM33 60V59H32ZM34 60H35V58H34ZM90 60V59H89ZM108 60V59H107ZM166 60V59H165ZM28 61V60H27ZM40 61V60H39ZM81 61H83V60H80V61H78V62H81ZM86 61V60H85ZM91 61H92V59H91ZM95 62H96V60H94ZM116 61V60H115ZM131 61V60H130ZM168 61V60H167ZM17 62V61H16ZM42 62V61H41ZM45 62V61H44ZM44 62H42V63H44ZM56 62V61H55ZM84 62V61H83ZM82 62V63H83ZM87 62L89 63V61L87 60ZM105 62V61H104ZM103 62V63H104ZM117 62V61H116ZM119 62V61H118ZM128 62H129V59H128ZM134 62V61H133ZM188 62V63H187ZM192 62V61H191ZM201 62V61H200ZM12 63H13V61H12ZM32 63V62H31ZM86 63V62H85ZM84 63V64H85ZM101 63V62H100ZM99 63V65H102V64H100ZM108 63V62H107ZM123 63V62H122ZM125 63V62H124ZM127 63V62H126ZM130 63V62H129ZM128 63V64H129ZM204 63V64H205ZM17 64H19V63H17ZM23 65V63L21 62L20 63V65ZM38 64H40V62L38 63ZM77 63H75V65H76ZM91 64H92V62H91ZM90 64V65H91ZM98 64V63H97ZM105 64V63H104ZM134 64H135V62H134ZM170 64V63H169ZM187 64V65H186ZM202 64H203V62H202ZM3 65V64H2ZM7 65V64H6ZM43 65V64H42ZM86 65H87V63H86ZM106 65V64H105ZM108 65V64H107ZM106 65V66H107ZM112 65V64H111ZM122 65V64H121ZM124 65V64H123ZM198 65V64H197ZM200 65V64H199ZM198 65V66H199ZM9 66V65H8ZM18 66V65H17ZM26 66V69H27V65H25ZM24 65L23 66H21L20 68H22V67H25ZM29 66V65H28ZM77 66L78 67H80L78 64H77ZM85 66V65H84ZM84 66H83V68H84ZM92 66V65H91ZM90 66V67H91ZM94 66V65H93ZM120 66V65H119ZM161 66H162V64H161ZM40 67V66H39ZM87 67L89 68V66L87 65ZM86 67V68H87ZM101 67H104L105 68V66H100L99 68H101ZM113 67V66H112ZM115 67H117V66H115ZM135 67V66H134ZM167 67V66H166ZM14 68V67H13ZM18 68H19V66H18ZM18 68H17V70H18ZM19 68V69H20ZM43 68V67H42ZM73 68V67H72ZM74 68H75V66H74ZM73 68V69H74ZM77 68V67H76ZM93 68V67H92ZM91 68V69H92ZM119 68V67H118ZM129 68V67H128ZM136 68V67H135ZM153 68H155L154 66H153ZM160 68V67H159ZM164 68V67H163ZM23 69V68H22ZM22 69H20V70H22ZM29 69H31V67L29 68ZM72 69V70H73ZM81 69V68H80ZM95 69V68H94ZM106 69H108V68H106ZM105 69V70H106ZM123 69H124V67H123ZM158 69V68H157ZM162 69V68H161ZM166 69H168V68H166ZM203 69V68H202ZM5 70V69H4ZM28 70V69H27ZM97 70V69H96ZM95 70V73L97 72ZM102 70V69H101ZM112 70H113V68H112ZM112 70L110 71V68H109V71L110 72H112ZM129 70V69H128ZM173 70V69H172ZM187 70V69H186ZM199 70V69H198ZM9 71V70H8ZM12 71H14V70H12ZM80 71V70H79ZM82 71H84V69L82 70ZM94 71V70H93ZM103 71H104V69H103ZM107 71V70H106ZM114 72H115V70H113ZM126 70H124V72H125ZM132 71H133V69H132ZM152 71H153V69H152ZM161 71V70H160ZM166 71V70H165ZM168 71H169V69H168ZM174 71V70H173ZM5 72V71H4ZM41 72V71H40ZM39 72V73H40ZM66 72V71H65ZM72 72V71H71ZM85 72V71H84ZM91 72V71H90ZM100 72H102V71H100ZM118 72V71H117ZM120 72V71H119ZM158 72V71H157ZM196 72V71H195ZM242 72H243V74H242ZM41 73H43V72H41ZM67 73V72H66ZM73 73V72H72ZM74 73H75V71H74ZM98 73H99V71H98ZM113 73V72H112ZM111 73V74H112ZM155 73V72H154ZM163 73V72H162ZM165 73V72H164ZM168 73V72H167ZM176 73V72H175ZM200 73H202L201 72V70H200ZM65 74V73H64ZM67 74H69V72L67 73ZM110 74V73H109ZM125 74H126V72H125ZM128 74V73H127ZM173 74V73H172ZM196 74H197V72H196ZM199 74V73H198ZM39 75V74H38ZM40 75H42V74H40ZM92 75V74H91ZM169 75V74H168ZM177 75V74H176ZM181 75V74H180ZM22 76V75H21ZM51 76V75H50ZM64 76V75H63ZM96 77H97V75H95ZM99 76H101L100 74H99ZM118 76V75H117ZM122 76V75H121ZM124 76H126V75H124ZM130 76V75H129ZM146 76V75H145ZM175 76V75H174ZM18 77V76H17ZM35 77H36V75H35ZM39 77H41V76H39ZM47 77V80H48V76H46ZM54 77V76H53ZM53 77L51 78V77H49L50 78V82H52L51 81V79L53 80ZM57 77V76H56ZM66 77V76H65ZM102 77V76H101ZM111 77V76H110ZM119 77V76H118ZM127 77V76H126ZM149 77H150V75H149ZM167 77V76H166ZM169 78H170V76H168ZM13 78H15V77H13L12 76V78L11 79H13ZM18 78H20V76L18 77ZM62 78V77H61ZM60 78V79H61ZM64 78V77H63ZM109 78V77H108ZM113 78V77H112ZM112 78H110V80L112 79ZM115 78V77H114ZM113 78V80H115ZM123 78H125V77H123ZM128 78V77H127ZM173 78V77H172ZM2 79V78H1ZM6 79H8V78H6ZM10 79V78H9ZM32 79V78H31ZM37 79H39V78H35V80H37ZM66 79V78H65ZM103 79V78H102ZM130 79V78H129ZM185 79V78H184ZM5 80V79H4ZM30 80V79H29ZM28 80V81H29ZM40 80H42V78H40ZM40 80H39V82H40ZM45 80V79H44ZM55 80H56V78H55ZM63 80V79H62ZM61 80V81H62ZM67 80V79H66ZM99 80V79H98ZM116 80H117V78H116ZM119 80V79H118ZM120 80H122V79H120ZM133 80V79H132ZM175 80V79H174ZM34 81V80H33ZM43 81V80H42ZM72 81V80H71ZM95 81V80H94ZM94 81H93V83L92 84H96V83H94ZM102 81V80H101ZM100 80H99V82H101ZM109 80H107V82H108ZM129 81V80H128ZM182 81V80H181ZM25 82V81H24ZM37 82V81H36ZM38 82V83H39ZM50 82H48L49 84H50ZM74 82V81H73ZM99 82L97 83V85L99 84ZM106 82V83H107ZM111 82H113V81H111ZM131 82V81H130ZM150 82V81H149ZM152 82V81H151ZM187 82V81H186ZM27 83V82H26ZM30 83V82H29ZM68 83V82H67ZM72 83V82H71ZM104 83V82H103ZM124 83V82H123ZM123 83H121V82H119L118 84L119 85H121V84H123ZM23 84H25V83H23ZM31 84V83H30ZM40 84H41V82H40ZM48 84V85H49ZM54 84V83H53ZM59 84H65V82L64 83H60L59 82ZM59 84L57 85V86H55V88L56 87H58L59 86ZM101 84H102V82H101ZM113 84V83H112ZM151 84V83H150ZM27 85H29V84H26V86ZM39 85V84H38ZM42 85V84H41ZM48 85H44L43 87H47ZM51 85V84H50ZM71 85V84H70ZM74 85V84H73ZM102 85H105V84H102ZM108 85V84H107ZM118 85V86H119ZM152 85V84H151ZM20 87H21V84L19 85ZM25 86V85H24ZM72 86V85H71ZM94 86V85H93ZM99 86V85H98ZM97 86V87H98ZM156 86V85H155ZM14 87V86H13ZM28 87H30V85L28 86ZM39 87L41 88V86L39 85ZM49 87V86H48ZM47 87V88H48ZM54 87V86H53ZM100 87V86H99ZM114 87H116L117 88V86H114ZM125 87V86H124ZM152 87H154V86H152ZM190 87V86H189ZM23 88V87H22ZM22 88H20V90L22 89ZM39 88V89H40ZM50 88V87H49ZM96 88V87H95ZM102 88V87H101ZM101 88H98L99 89V91H100V89ZM104 88H105V86H104ZM108 88V87H107ZM113 88V87H112ZM123 88V87H122ZM149 88H151V86L149 87ZM155 88V87H154ZM153 88V89H154ZM156 88H157V86H156ZM155 88V89H156ZM187 88V87H186ZM14 89V88H13ZM16 89H18V88H16ZM24 89V88H23ZM30 89V88H29ZM38 89V90H39ZM90 89V88H89ZM110 89V88H109ZM146 89H148V87L147 88H145L144 90H146ZM152 89V90H153ZM159 90L161 89V88H158ZM8 90H10V88L8 89ZM12 90V89H11ZM35 90V89H34ZM53 90V89H52ZM72 90L73 89H71V92H72ZM81 90V89H80ZM86 90V89H85ZM106 90V89H105ZM111 90H113V89H111ZM118 90V89H117ZM152 90H146L145 91V97H152L154 94H153V91ZM33 91V90H32ZM40 91V90H39ZM42 92H43V90H41ZM75 91V90H74ZM94 91V90H93ZM96 91H98V90H96ZM108 91V90H107ZM122 91V90H121ZM189 91H190V89H189ZM8 92V91H7ZM10 92V91H9ZM24 92H25V90H24ZM49 92V91H48ZM53 92V91H52ZM70 92V91H69ZM87 92V91H86ZM112 92V91H111ZM117 92V91H116ZM115 92V93H116ZM123 92V91H122ZM129 92V91H128ZM127 92V93H128ZM157 92V91H156ZM220 92H222L221 94H220ZM21 93V92H20ZM51 93V92H50ZM74 93H77V92H74ZM89 93H91V92H89ZM88 93V94H89ZM102 92L100 91V94H101ZM157 93H159V92H157ZM157 93H155V94H157ZM190 93V94H189ZM5 94V93H4ZM9 94V93H8ZM37 94V93H36ZM36 94H34L33 93V95H36ZM67 94V93H66ZM97 94H98V92H97ZM99 94V95H100ZM104 94V93H103ZM110 94V93H109ZM112 94V93H111ZM117 94H119V93H117ZM153 94V95H152ZM160 94V93H159ZM177 94H176V98H177ZM39 95V98L42 96H40V93L38 94ZM44 95H45V93H44ZM51 95V94H50ZM56 95V94H55ZM68 95H70V94H68ZM79 95V94H78ZM78 95H76V97L78 96ZM90 95V94H89ZM115 95V94H114ZM113 95V96H114ZM120 95V94H119ZM161 95V94H160ZM19 96V95H18ZM26 96V95H25ZM84 96H85V98H86V96H88V95H85L84 94ZM97 96V95H96ZM106 96V95H105ZM112 96V95H111ZM126 96V95H125ZM158 96V95H157ZM156 96V97H157ZM13 97H14V100H15V95H13ZM12 97V98H13ZM17 97V96H16ZM19 97H21V96H19ZM18 97V98H19ZM23 97V96H22ZM29 97V99H32V98H30V96H28ZM27 97V98H28ZM58 97V96H57ZM56 97V98H57ZM64 97V96H63ZM74 97V96H73ZM75 97V98H76ZM81 97V96H80ZM89 97V96H88ZM93 97V96H92ZM121 97V96H120ZM159 97V96H158ZM165 97V96H164ZM34 98V97H33ZM35 98H36V96H35ZM44 98V97H43ZM42 98V99H43ZM61 98V97H60ZM74 98V99H75ZM101 98V97H100ZM104 98V97H103ZM112 98V97H111ZM110 98V99H111ZM140 98V99H139ZM162 98H163V95L162 96H160V100H162ZM214 98V99H213ZM20 99V98H19ZM37 99H38V97H37ZM58 99V98H57ZM63 99V98H62ZM78 99V98H77ZM96 99V98H95ZM114 99V98H113ZM117 99V98H116ZM22 99H20V101H21ZM24 100H25V98H24ZM27 100V99H26ZM25 100V101H26ZM33 100V99H32ZM46 100V99H45ZM53 100V99H52ZM56 100V99H55ZM54 100V101H55ZM66 100H67V98H66ZM69 100V99H68ZM71 100H72V98H71ZM85 100V99H84ZM89 100H92V99H89ZM88 100V101H89ZM97 100V99H96ZM100 100V99H99ZM102 100V99H101ZM104 100V99H103ZM115 100V99H114ZM113 100V101H114ZM123 99H120L119 98V101H120V103H118V105H120V106H118V108L119 107H123V108H127L128 106V104L125 106V103L124 102H121ZM138 100H139V102L140 103H142L143 104V102H144V100H143V97H138ZM212 100V101H211ZM16 101V100H15ZM19 101V102H20ZM30 101V100H29ZM60 101V100H59ZM58 101V102H59ZM117 101V100H116ZM211 101V102H210ZM39 102V101H38ZM37 102V103H38ZM51 102H53V101H51ZM58 102H56V103H58ZM62 102V101H61ZM64 102V101H63ZM73 102H74V100H73ZM81 102V101H80ZM94 102H96V101H94ZM99 102V101H98ZM109 102H110V100H107L106 102H104L105 104H103V107H104V105H106L107 107L110 105L109 104ZM128 102V101H127ZM14 103V102H13ZM16 103V102H15ZM22 103V102H21ZM66 103V102H65ZM70 103V102H69ZM72 103V102H71ZM85 103V102H84ZM89 103V102H88ZM88 103H85V105L86 104H88ZM26 104H27V102H26ZM26 104H24L25 106H26ZM35 104V103H34ZM33 104V105H34ZM54 104V103H53ZM64 104V103H63ZM74 104H75V102H74ZM78 104V103H77ZM80 104V103H79ZM93 104V103H92ZM115 105H116V103H114ZM56 105V104H55ZM81 106H82V104H80ZM79 105V106H80ZM97 105V104H96ZM96 105H92V106H96ZM114 105V106H115ZM160 105V104H159ZM18 106V105H17ZM36 106V105H35ZM38 107H39V105H37ZM57 106H58V104H57ZM59 106H60V104H59ZM70 106V105H69ZM76 106H78V105H76ZM99 106H101V104H99ZM113 106V107H114ZM158 106V105H157ZM198 106V107H197ZM19 107V106H18ZM33 107V106H32ZM56 107V106H55ZM67 107V106H66ZM90 107H91V102H90ZM102 107V106H101ZM101 107H99L100 109H101V111H103L102 110V108ZM116 107H117V105H116ZM16 108V107H15ZM14 108V109H15ZM26 108V107H25ZM25 108H23V109H25ZM41 108V107H40ZM57 108V107H56ZM71 108V107H70ZM98 108V107H97ZM98 108V109H99ZM109 108V107H108ZM18 109V108H17ZM30 109V108H29ZM28 109V110H29ZM33 109V108H32ZM38 108H36V110H37ZM58 109V108H57ZM62 109H64V108H62ZM73 109H74V107H73ZM77 109H79V108H77ZM93 109H95V110H97L98 111V109H96L95 107L93 108ZM99 109V110H100ZM107 108H105V110H106ZM16 110V109H15ZM53 110V109H52ZM59 110V109H58ZM89 110V109H88ZM92 110V109H91ZM95 110H93V111H95ZM109 111H110V109H108ZM108 110H106V111H108ZM123 110V109H122ZM56 111V110H55ZM61 111V110H60ZM76 111V110H75ZM79 111V110H78ZM113 111V110H112ZM116 111V110H115ZM25 112V111H24ZM34 112H36V111H34ZM38 112V111H37ZM58 112V111H57ZM71 112V111H70ZM80 112V111H79ZM82 112V111H81ZM85 112V111H84ZM90 112V111H89ZM92 112V111H91ZM111 112V111H110ZM28 113V112H27ZM53 113H54V110H53ZM93 114H94V112H92ZM99 113V112H98ZM106 113V112H105ZM112 113H114V112H112ZM118 113V112H117ZM178 113H180V112H174V113H172L171 114V116L173 117L174 115H177ZM42 114V113H41ZM47 114H51V113H47ZM46 114V115H47ZM60 114H61V112H60ZM59 114V115H60ZM64 114H65V111H64ZM71 114V113H70ZM70 114H68V115H70ZM103 114H104V112H103ZM34 115V114H33ZM36 115V114H35ZM52 115V114H51ZM58 115V116H59ZM73 115V114H72ZM71 115V116H72ZM88 115H92V114H88ZM114 115H117V114H114ZM37 116H38V114H37ZM40 116V115H39ZM42 116H43V114H42ZM45 116V115H44ZM43 116V117H44ZM48 116V115H47ZM53 116V115H52ZM54 116H55V114H54ZM67 116V115H66ZM76 116H77V114H76ZM81 116H82V113H81ZM85 116V115H84ZM83 116V117H84ZM119 116H120V114H119ZM26 117H27V115H26ZM67 117H70V116H67ZM73 117V116H72ZM87 117H89V116H87ZM24 118V117H23ZM29 118V117H28ZM47 118V117H46ZM51 118V117H50ZM54 118V117H53ZM58 118V117H57ZM59 118H60V116H59ZM62 118V117H61ZM66 118V117H65ZM64 118V119H65ZM93 118V119H92ZM92 118H90L91 119V121L92 120H95V118L94 117H92ZM97 118H99V117H97ZM19 119V118H18ZM24 119H26V118H24ZM30 119V118H29ZM41 119V118H40ZM44 119V118H43ZM68 119V118H67ZM78 119V118H77ZM76 119V120H77ZM85 119V118H84ZM87 119V118H86ZM89 119V118H88ZM123 119H124V117H123ZM173 119H174V117H173ZM28 120V119H27ZM31 120H32V118H31ZM47 120H48V118H47ZM46 120V121H47ZM82 120V119H81ZM188 120H190L191 121V123L189 124L188 123V125H187V127L184 129L183 128V125L185 126V123L186 122H188ZM18 121V120H17ZM23 121V120H22ZM30 121V120H29ZM29 121H28V123H29ZM45 121V122H46ZM52 121V120H51ZM56 121V120H55ZM61 121H64V120H62L61 119ZM60 121V122H61ZM90 121V120H89ZM198 121V120H197ZM35 122H37V121H35ZM39 122V121H38ZM41 122V121H40ZM53 122V121H52ZM73 122V121H72ZM84 122V120L81 122V124ZM32 123V122H31ZM41 123H43V122H41ZM57 123V122H56ZM61 123H63V122H61ZM60 123V124H61ZM65 123H66V121H65ZM68 123H69V120H68ZM76 123V122H75ZM88 123V122H87ZM98 123V122H97ZM18 124V123H17ZM21 124H22V122H21ZM20 124V125H21ZM24 124H26V122L24 123L23 122V125ZM36 124V123H35ZM45 124V123H44ZM43 124V125H44ZM47 124H49L50 125V123H48V121H47ZM53 124H55V123H53ZM58 124V123H57ZM78 124V123H77ZM76 124V125H77ZM94 124V123H93ZM19 125V126H20ZM32 125V124H31ZM38 125V124H37ZM42 125V124H41ZM42 125V126H43ZM80 125V124H79ZM83 125V124H82ZM86 125V124H85ZM92 125V124H91ZM96 125V124H95ZM110 125H112L111 127H110ZM22 126V125H21ZM25 126V125H24ZM59 126V125H58ZM64 126V125H63ZM67 126V125H66ZM69 126V125H68ZM88 126H90V125H88ZM25 127H27V126H25ZM33 127V126H32ZM31 127V128H32ZM38 127V126H37ZM37 127H36V129H37ZM61 127V126H60ZM82 127V126H81ZM154 127H156V129L157 128H159V127H157L156 125L154 126ZM22 128V127H21ZM24 128V127H23ZM22 128V129H23ZM28 128V127H27ZM56 128V127H55ZM63 128V127H62ZM70 128V127H69ZM73 128V127H72ZM72 128H70V129H72ZM86 128V127H85ZM85 128H81V129H85ZM124 128V127H123ZM188 128V129H187ZM15 129V128H14ZM26 129V128H25ZM34 129V128H33ZM35 129V130H36ZM42 129H43V127H42ZM49 129H51V128H49ZM59 129V128H58ZM74 129H78L76 126H75V128ZM73 129V130H74ZM118 129V128H117ZM13 130V129H12ZM19 130V129H18ZM29 130V129H28ZM60 130V129H59ZM63 130V129H62ZM69 130V129H68ZM80 130V129H79ZM74 131L73 133H72V135H71V139H73V140H77L79 137H81V134H83L84 132L86 133V131ZM114 130V129H113ZM116 130V129H115ZM22 131V130H21ZM26 131H27V129H26ZM49 131V130H48ZM64 131H66V129H64ZM71 131V130H70ZM70 131H69V133H70ZM183 131V132H182ZM14 132V131H13ZM23 132L25 133V131L23 130ZM35 132V131H34ZM37 132H39V131H37ZM41 132V131H40ZM59 132V131H58ZM72 132V131H71ZM129 132V131H128ZM12 133V132H11ZM19 133V131L17 132V134ZM32 133V132H31ZM36 133V132H35ZM47 133V132H46ZM52 133V132H51ZM51 133H47V134H50L51 135ZM54 133V132H53ZM61 133V132H60ZM60 133H58V135L60 134ZM64 132H62V134H63ZM66 133V132H65ZM65 133L63 134V135H65ZM118 133V132H117ZM155 132L153 131V132H151V134L153 135ZM13 134V133H12ZM20 134V133H19ZM22 134V133H21ZM46 134V136H48ZM55 134V133H54ZM56 134H57V131H56ZM114 134V133H113ZM116 134V133H115ZM114 134V135H115ZM120 134V133H119ZM133 134V133H132ZM3 135H5V134H3ZM7 135H8V133H7ZM15 135H16V132H15ZM37 135V134H36ZM41 135H42V133H41ZM45 135V134H44ZM57 135V136H58ZM67 135V134H66ZM2 136V135H1ZM0 136V137H1ZM6 136V135H5ZM9 136V135H8ZM7 136V137H8ZM23 136V135H22ZM40 136V135H39ZM56 136V135H55ZM62 136V135H61ZM84 136V135H83ZM88 136V135H87ZM123 136V135H122ZM161 136V135H160ZM32 137V136H31ZM63 137H65V136H63ZM62 137V138H63ZM69 137V136H68ZM2 138V137H1ZM28 138V137H27ZM26 138V139H27ZM34 138H36L35 136H34ZM43 138V137H42ZM41 138V139H42ZM55 138V137H54ZM58 138V137H57ZM61 138V137H60ZM60 138H59V140H60ZM82 138V137H81ZM3 139H4V137H3ZM15 139V138H14ZM25 139V138H24ZM30 139V138H29ZM31 139H33V138H31ZM30 139V140H31ZM51 139V141H52V138H50ZM49 138H47V140H50ZM65 139V138H64ZM70 139V140H71ZM121 139V138H120ZM5 140V139H4ZM8 140V139H7ZM55 140H57V139H55ZM80 140V139H79ZM85 140V141H86ZM2 141V140H1ZM15 141H18V140H16L15 139ZM14 141V142H15ZM24 141V140H23ZM27 141H29V140H27ZM37 141H39L38 139H37ZM63 141V140H62ZM3 142V141H2ZM13 142V141H12ZM25 142V141H24ZM30 142V141H29ZM34 142H36V141H34ZM33 142V143H34ZM53 142V141H52ZM61 142V140L59 141V143ZM68 142V141H67ZM72 142V141H71ZM82 142H83V140H82ZM1 143V142H0ZM16 143V142H15ZM14 143V144H15ZM20 143H21V141H20ZM26 143V142H25ZM32 143V144H33ZM37 143V142H36ZM39 143V142H38ZM46 143H48V142H46ZM46 143H45V146H47L46 145ZM51 143V142H50ZM13 144V145H14ZM71 144V143H70ZM88 144V143H87ZM3 145V144H2ZM9 145H10V143H9ZM31 145V144H30ZM41 145V144H40ZM43 145V147H44V144H42ZM48 145H51V144H48ZM54 145V144H53ZM64 145V144H63ZM85 145V144H84ZM139 145L142 147V148H144V150H142V151H138L139 150ZM4 146V145H3ZM18 146H20L19 144H18ZM22 146V145H21ZM23 146H24V144H23ZM27 146V145H26ZM37 146H38V144H37ZM54 146H56V145H54ZM58 146H60L59 144H58ZM87 146V145H86ZM5 147H9L8 145L7 146H5ZM13 147V146H12ZM28 147H29V145H28ZM33 147V146H32ZM60 147H62V145L60 146ZM65 147V146H64ZM67 147V146H66ZM83 147V146H82ZM81 147V148H82ZM15 148V147H14ZM14 148H12L13 150H14ZM21 148V147H20ZM24 148H25V146H24ZM46 148V147H45ZM48 148V147H47ZM54 148V147H53ZM55 148H57V147H55ZM80 147H79V149L78 150H80L81 149ZM85 148V147H84ZM1 149H2V147H1ZM4 149H6V148H4ZM26 149V148H25ZM28 149V148H27ZM42 149V148H41ZM49 149H50V147H49ZM58 149H60V148H58ZM58 149H56V150H58ZM61 149H63V148H61ZM66 149V148H65ZM83 149V148H82ZM81 149V150H82ZM116 149V150H115ZM8 150V149H7ZM10 150V149H9ZM8 150V151H9ZM12 150V151H13ZM21 150V149H20ZM44 150V149H43ZM46 150V149H45ZM2 151H6V150H2ZM41 151V150H40ZM49 151V150H48ZM66 151V150H65ZM67 151H68V149H67ZM41 152H43L44 153V151H41ZM52 152V151H51ZM8 153V152H7ZM14 153H16V151H14ZM18 153V152H17ZM16 153V154H17ZM29 153V152H28ZM37 153H39L38 151H37ZM54 152H52V154H53ZM57 153H59V152H57ZM62 153H63V151H62ZM61 153V154H62ZM70 153V152H69ZM72 153V152H71ZM75 153H77V152H75ZM4 154V153H3ZM19 154V153H18ZM33 154V153H32ZM60 154V153H59ZM68 154V153H67ZM66 154V155H67ZM73 154V153H72ZM80 154V153H79ZM83 154V153H82ZM7 155V154H6ZM8 155H9V153H8ZM11 155H13L12 153H11ZM10 155V156H11ZM20 155V154H19ZM27 155V154H26ZM33 155H35V154H33ZM41 155V154H40ZM48 155V154H47ZM50 155H51V153H50ZM58 155V154H57ZM56 155V156H57ZM64 155V154H63ZM75 155V154H74ZM77 155V154H76ZM28 156V155H27ZM32 156V155H31ZM31 156L28 158V159H30L31 158ZM55 156V155H54ZM70 156V155H69ZM80 156H81V154H80ZM83 156H85V155H83ZM1 157V156H0ZM9 157V156H8ZM14 157V156H13ZM13 157L11 158V161L12 160H16V159H13ZM16 157V156H15ZM19 157V156H18ZM37 157V156H36ZM43 157V156H42ZM53 157V155H51V158ZM60 157V156H59ZM58 157V158H59ZM125 157V158H124ZM129 157H131L132 159L130 160V161H126L127 160V158H129ZM20 158V157H19ZM44 158V157H43ZM50 158V159H51ZM54 158H56V157H54ZM62 158V157H61ZM64 158V157H63ZM70 158V157H69ZM69 158H67V159H69ZM1 159H3V158H1ZM10 159V158H9ZM20 159H22V158H20ZM27 159V158H26ZM36 159V158H35ZM30 160H32V159H30ZM54 160V159H53ZM62 160H64V159H62ZM24 161H25V158H24ZM40 161V160H39ZM50 161V160H49ZM55 161V160H54ZM61 161V160H60ZM4 162V161H3ZM7 162H8V160H7ZM6 162V163H7ZM10 162V161H9ZM8 162V163H9ZM14 162V161H13ZM29 162V161H28ZM42 162V161H41ZM45 163L46 162H48V161H44ZM64 162V161H63ZM73 162H74V159H73ZM73 162H70V163H73ZM77 162V161H76ZM16 163V162H15ZM20 163H22L21 161H20ZM26 163V162H25ZM32 163V162H31ZM50 163V162H49ZM51 163H52V161H51ZM55 163H57V162H55ZM55 163H53V164H55ZM67 163H69V160H68V162ZM123 163H125V164H123ZM10 164H12L13 165V163L11 162ZM19 164V163H18ZM36 164V163H35ZM60 164H63L62 162L60 163ZM79 164V163H78ZM23 165H25V164H23ZM28 164H26V166H27ZM44 165V164H43ZM47 165H49V164H47ZM56 165V164H55ZM59 165V164H58ZM65 165V164H64ZM70 165H72V164H70ZM14 166V165H13ZM29 166H31L30 164L27 166V167H29ZM36 166V165H35ZM53 166V165H52ZM60 166V165H59ZM62 166V165H61ZM73 166V165H72ZM1 167V166H0ZM4 167V166H3ZM3 167H2V169H3ZM17 167V166H16ZM20 167H21V165H20ZM26 167V168H27ZM49 167V166H48ZM54 167V166H53ZM58 167V166H57ZM75 167V166H74ZM80 167V166H79ZM8 168V167H7ZM13 168V167H12ZM25 168V169H26ZM30 168V167H29ZM31 168H33V167H31ZM39 168V167H38ZM61 168V167H60ZM59 168V169H60ZM68 168V167H67ZM66 168V169H67ZM81 169H83V166L82 167H80ZM79 168V169H80ZM85 168V166H84V170L86 169ZM5 169V168H4ZM4 169H3V171H4ZM10 169V168H9ZM20 169V168H19ZM19 169H17V170H19ZM24 169V168H23ZM25 169H24V171H25ZM46 169V168H45ZM50 169V168H49ZM55 169V168H54ZM63 169V168H62ZM66 169L64 168L62 171L63 172H65L66 174V176H64L63 174H61L60 173V175L58 176L59 178H57L58 179V182L61 184H63V187H65L66 188V183L68 182V180H69V176L70 175H68V174H70V173H68L67 174V172L69 171H66ZM86 169V170H87ZM14 170H15V167H14ZM31 170V169H30ZM29 169H28V171H30ZM33 170V169H32ZM39 170V169H38ZM51 170H53V169H51ZM58 170V169H57ZM73 170V169H72ZM75 170V169H74ZM76 170H77V168H76ZM87 170V171H88ZM94 170V171H95ZM2 171V172H3ZM34 171V170H33ZM32 171V172H33ZM48 171V170H47ZM55 170H53V172H54ZM6 172H9V170L8 171H6ZM12 172H14L13 170H12ZM20 171H18V173H19ZM23 172V171H22ZM41 172H43V170L41 171ZM89 172V171H88ZM16 173V172H15ZM26 173H27V171H26ZM28 173H31V171L30 172H28ZM28 173H27V175H28ZM45 173V172H44ZM1 174V173H0ZM22 174H24V173H22ZM54 174V173H53ZM73 174H75V173H73ZM81 174V173H80ZM80 174H78V175H80ZM19 175V174H18ZM31 175V174H30ZM29 175V176H30ZM34 175H35V173H34ZM46 175V174H45ZM50 175V174H49ZM76 176H77V174H75ZM89 175V174H88ZM91 175H92V173H91ZM3 176V175H2ZM9 176H11V175H9ZM20 176V175H19ZM18 176V177H19ZM22 176V175H21ZM26 176V175H25ZM40 176L42 177V175L40 174ZM39 176V177H40ZM47 176H48V174H47ZM95 176V175H94ZM17 177V176H16ZM35 177H37V176H34L33 178H35ZM41 177L39 178V179H41ZM49 178H50V176H48ZM71 177H74V175L72 176L71 175ZM78 177V176H77ZM76 177V178H77ZM80 177V176H79ZM92 177V176H91ZM5 178V177H4ZM13 178H14V176H13ZM21 178V177H20ZM22 178H23V176H22ZM38 178V177H37ZM37 178H35V180L37 179ZM44 178V176L42 177V179ZM46 178V177H45ZM44 178V179H45ZM48 178V179H49ZM1 179H3V178H1ZM47 179V178H46ZM51 179V178H50ZM49 179V180H50ZM82 179V178H81ZM87 179V178H86ZM85 179V180H86ZM91 179V178H90ZM14 180H16V179H14ZM23 180V179H22ZM24 180H26V178H24ZM24 180H23V182H24ZM30 180H31V178L29 179V181L28 182H30ZM84 180V181H85ZM95 180H97V179H95ZM94 179H93V181H95ZM3 181H6V179H4ZM18 181V180H17ZM32 181H34V179L32 180ZM79 181V180H78ZM100 180H98V182H99ZM18 182H20V181H18ZM22 182V181H21ZM20 182V183H21ZM42 182H44V181H42ZM46 182H47V180H46ZM45 182V183H46ZM81 182H83V181H81ZM91 181L89 180V183H90ZM101 182V181H100ZM99 182V183H100ZM32 183H34V182H32ZM31 183V184H32ZM86 183V182H85ZM106 183V184H105ZM8 184V183H7ZM10 184V183H9ZM13 184H16L15 182L13 183ZM24 183H22V185H23ZM28 184V183H27ZM30 184V183H29ZM31 184H30V186H31ZM87 184H88V182H87ZM95 184V183H94ZM22 185H19V187L18 188H20ZM34 185H37V184H34ZM52 185V184H51ZM53 185H54V183H53ZM92 185H93V183H92ZM2 186H4V185H2ZM7 186V185H6ZM5 186V187H6ZM9 186V185H8ZM15 186V185H14ZM29 186V187H30ZM38 187H39V185H37ZM42 186V185H41ZM56 186V185H55ZM101 188H100V187ZM11 187V186H10ZM35 187V186H34ZM50 187V186H49ZM89 187V186H88ZM4 188V187H3ZM8 188V187H7ZM14 188H16V187H14ZM26 188V187H25ZM32 188V187H31ZM45 188V187H44ZM52 188V187H51ZM51 188H49V189H51ZM59 188V187H58ZM61 188V187H60ZM59 188V189H60ZM6 189V188H5ZM22 189V188H21ZM20 189V190H21ZM27 189V188H26ZM30 189V188H29ZM40 189H41V187H40ZM64 189V188H63ZM67 189V188H66ZM71 189V188H70ZM69 189V190H70ZM92 189V190H91ZM91 189H89V190H91V191H93V189L94 188H91ZM96 189V188H95ZM1 190V189H0ZM33 190V189H32ZM31 190V191H32ZM38 190V189H37ZM44 190V189H43ZM47 190V187H46V189L44 190V191H46ZM62 190V189H61ZM65 190V189H64ZM73 190V189H72ZM4 191V190H3ZM6 191V190H5ZM30 191V192H31ZM35 191V190H34ZM53 191V190H52ZM60 191V190H59ZM74 191V190H73ZM77 191V190H76ZM21 192H25V191H21ZM63 192V191H62ZM67 192H68V190H67ZM82 192V191H81ZM2 193V192H1ZM7 193H9V191L7 192ZM11 193V192H10ZM26 193V192H25ZM37 193V192H36ZM57 193V192H56ZM65 193V192H64ZM90 193V192H89ZM94 193H95V191L93 192V195H94ZM40 194H42L41 192H40ZM82 194H84V192L82 193ZM81 194V197H84L85 198V195L87 196L88 194L85 192V195H82ZM96 194V193H95ZM1 195V194H0ZM23 195H25V194H23ZM28 195V194H27ZM66 195V194H65ZM90 196H91V194H89ZM96 195V196H97ZM7 196V195H6ZM13 196H15V195H13ZM37 196H38V194H37ZM69 196V195H68ZM18 196H16V198H17ZM42 197V196H41ZM43 197H45V195L43 196ZM42 197V198H43ZM60 197H61V195H60ZM80 197V196H79ZM92 197L93 196H91V197H89L90 198V200L92 199ZM100 197V198H101ZM2 198H4V197H2ZM20 198V197H19ZM24 198H25V196H24ZM31 198V197H30ZM35 198V197H34ZM33 198V200H35ZM72 198H74V197H72ZM84 198H81V199H83L84 200ZM96 198V197H95ZM94 198V199H95ZM23 199V198H22ZM40 199V198H39ZM44 199V198H43ZM48 199V200H47ZM47 199H46V203L43 205V207H42V209L39 207L38 209H41L40 210V214H39V219L38 220H36L35 222L33 221L32 222V224L31 225H29L28 223L24 226V224H22L21 225V230L20 231H22V241H23V244H21V245H24L23 247V255L24 256H26V257H22V259H24V260H22L23 262L21 263V264H28V262L30 261V257L31 256H33V254H36V255H39V253L43 250V248L41 247V245H42V241H40V236L42 235V228H44V230L43 231H46L45 230V228L47 229V227L49 228L50 226H52V222H53V219H55L54 218V216L53 215H55L54 214V209H53V207L55 208V205H58L57 203L59 202H57V200H56V196L53 194V193H49V194H47ZM65 199V198H64ZM71 199V198H70ZM77 199V198H76ZM86 199V198H85ZM88 199V198H87ZM98 199V198H97ZM102 199V198H101ZM2 200V199H1ZM0 200V201H1ZM4 200V199H3ZM5 200H7V199H5ZM4 200V201H5ZM29 200V199H28ZM27 200V201H28ZM75 199H73V201H74ZM82 200V201H83ZM89 200V201H90ZM125 200V201H124ZM4 201L2 202L3 204H4ZM7 201H9V199L7 200ZM15 201V200H14ZM67 201H69V200H66L65 199V202H67ZM108 201H110L109 203H108ZM10 202H13V201H10ZM31 202V201H30ZM40 202V201H39ZM78 202L79 201H77V204H78ZM87 202V201H86ZM104 201H102L100 204H102ZM105 202H106V200H105ZM104 202V203H105ZM7 204H9L8 202H6ZM16 203V202H15ZM33 203V202H32ZM34 203H35V205H36V202L34 201ZM89 203H91V202H89ZM103 203V204H104ZM111 203V204H110ZM1 204V203H0ZM2 204V205H3ZM14 204V203H13ZM69 204V206L71 205V208H75V204L74 203H68ZM42 205V204H41ZM81 205V204H80ZM79 205V206H80ZM83 205V204H82ZM1 206V205H0ZM5 206V205H4ZM4 206H2V207H4ZM7 206H9V205H7ZM6 206V207H7ZM21 206V205H20ZM22 206H24V205H22ZM32 206V205H31ZM30 206V207H31ZM33 206H34V204H33ZM87 206H88V204H87ZM30 207H28V208H30ZM77 207V206H76ZM85 207V206H84ZM89 207V206H88ZM15 208V207H14ZM21 208V207H20ZM37 208V207H36ZM57 208V207H56ZM80 208V207H79ZM93 208V207H92ZM1 209V208H0ZM13 209V208H12ZM16 209V208H15ZM14 209V210H15ZM22 209V208H21ZM24 209H26V206H25V208ZM18 210V209H17ZM23 210V209H22ZM21 210V211H22ZM24 211H27V210H24ZM28 211H30V210H28ZM32 211V210H31ZM31 211H30V213H31ZM38 211V210H37ZM7 212V211H6ZM23 212V211H22ZM39 212V211H38ZM3 213V212H2ZM32 213H33V211H32ZM34 213H36V212H34ZM6 215H9V214H6ZM5 215V216H6ZM15 215V214H14ZM3 216H4V214H3ZM9 216H11V215H9ZM8 216V217H9ZM35 216H37L36 214H35ZM53 216V217H52ZM11 217H13V215L11 216ZM14 217H16V216H14ZM26 217V216H25ZM31 217V216H30ZM34 217V216H33ZM32 217V218H33ZM10 218V217H9ZM8 218V220H10ZM24 218V217H23ZM27 218V217H26ZM5 219H6V217H5ZM4 219V220H5ZM15 219H18V218H15ZM24 220H27V219H24ZM18 221H20V220H18ZM18 221L17 222H15V221H13V224H14V222H15V225H17L16 223H18ZM4 222V221H3ZM21 222V221H20ZM23 222V221H22ZM9 224H12L11 223V221L9 222ZM20 224V223H19ZM18 224V225H19ZM0 226H1V224H0ZM10 226V225H9ZM3 227H6L7 228V225L6 226H4L3 225ZM3 227H0V228H3ZM14 227V226H13ZM20 228H17L18 230L20 229ZM41 228V229H40ZM51 228V227H50ZM15 229V228H14ZM1 231H2V229H0ZM5 230H8V229H5ZM48 230V229H47ZM1 231H0V236H2V237H6L7 238V236L9 235V233H5V232H7V231H5V232H3V233H1ZM11 232V231H10ZM47 232V231H46ZM14 233V232H13ZM15 233H17V232H15ZM12 234V233H11ZM11 236V235H10ZM12 237V236H11ZM10 237V238H11ZM13 237H15V238H17L16 236H13ZM12 237V238H13ZM6 238H3V239H6ZM21 238V237H20ZM94 238V237H93ZM18 239H19V236H18ZM44 239V238H43ZM47 239V238H46ZM7 240V239H6ZM9 240V239H8ZM49 240V239H48ZM13 241V240H12ZM17 241V240H16ZM19 241V240H18ZM22 241L20 240V242L22 243ZM92 241H95V240H92ZM77 242V241H76ZM75 242V243H76ZM7 243V242H6ZM15 243H19V242H15L14 241V245H15ZM51 243H53V242H51ZM73 243V242H72ZM75 243H73L74 245H75ZM7 244H9V243H7ZM41 244V245H40ZM49 244V243H48ZM61 244V243H60ZM114 244V243H113ZM113 244H112V246H113ZM10 245V244H9ZM21 245H20V247H21ZM56 246H57V243H56ZM76 246H77V249L76 250H78V251H80V255H81V257H82V259H81V262H84V261H89L90 259H91V257H93L97 252L99 253V251L100 250H102V248H104V246H103V244H101L100 246H99V244L98 243H91V241L90 242H81L80 243V241H79V243H76ZM111 245H110V247H112ZM7 247H9V246H7ZM46 247H48V246H46ZM45 247V248H46ZM55 247V246H54ZM72 247V246H71ZM13 248H14V246H13ZM15 248H16V245H15ZM22 248V247H21ZM106 248V247H105ZM10 249V248H9ZM12 249V248H11ZM17 250L19 249V246H18V248H16ZM49 249H50V247H49ZM55 250H56V248H54ZM53 249V250H54ZM13 250V249H12ZM21 250V249H20ZM46 250V249H45ZM76 250H75V253H76ZM64 251V250H63ZM21 252H22V250L20 251V252H18V254L20 253L21 254ZM50 252V251H49ZM49 252H47L48 254H50L49 256H48V254L46 255L44 252H43V254L42 255H40V256H38V264H49L47 261H49L50 259H53L54 258V260L56 259L57 260V258H60L62 255H61V253L59 252L58 253V251H57V253H55V251L54 252H52V253H49ZM72 252H74V251H72ZM56 255H55V254ZM69 253V252H68ZM17 254V253H16ZM53 255H55V256H53ZM64 255V254H63ZM97 255V254H96ZM50 256L52 257V258H50ZM65 256H67V255H65ZM64 256V258H67V257H65ZM70 256V255H69ZM79 256V255H78ZM12 257H15V258H13L14 260L16 259V256H12ZM35 257V256H34ZM63 257V256H62ZM72 257V256H71ZM18 258V257H17ZM48 258H50V259H48ZM63 258V259H64ZM74 258V257H73ZM79 258V257H78ZM37 259V258H36ZM62 259V263L61 264H79L80 263V261H78V260H75V259H69V257H68V259H65V260H63ZM77 259V258H76ZM34 260V259H33ZM58 260H61V259H58ZM57 262V261H56ZM55 262V263H56ZM59 262V261H58ZM30 264V263H29ZM31 264H37V262L35 261V263H31ZM82 264V263H81Z\"/></svg>","mask_w":264,"mask_h":264},{"label":"crops","instance_id":"0c3cea01","mask_svg":"<svg viewBox=\"0 0 264 264\" xmlns=\"http://www.w3.org/2000/svg\"><path fill=\"white\" fill-rule=\"evenodd\" d=\"M236 108L235 103H229L206 120L202 133L177 150L163 180L166 191L171 195H180L192 186L188 192V207L201 219L209 217L208 221L214 222L212 233L198 238L184 225L172 223L175 229L169 239L173 249H166L155 264H182L183 260L184 264H264V210L258 209L259 206L257 208L252 196L233 192L231 183L227 181L231 175L236 177L239 163L255 151L258 143L256 139L241 133L230 144H225L241 114H245L244 119L252 129L258 133L264 132V109L251 114L246 107L244 111H241L243 107ZM223 143L225 145L218 148ZM197 146L204 150L201 158L193 156L194 147ZM210 162L228 175H220L214 168L207 169ZM239 174L264 192V153L257 152L247 168ZM154 198L147 201L139 216L151 227L161 229L170 222V215L158 197ZM134 240L141 243L136 248L138 253L144 254L150 241L139 236ZM196 243L199 246L196 253H190ZM185 253H190L191 257L189 254L183 256Z\"/></svg>","mask_w":264,"mask_h":264},{"label":"built area","instance_id":"2783aa9c","mask_svg":"<svg viewBox=\"0 0 264 264\" xmlns=\"http://www.w3.org/2000/svg\"><path fill=\"white\" fill-rule=\"evenodd\" d=\"M208 167H207V169L214 168V169L218 170V172L220 173V175H226L227 174V173L221 171V169H219V168L217 169V167H214L211 162L208 165ZM252 192H253L252 189L251 190H248V191L246 190L245 194H249V193H252ZM181 198H184V200L186 201L187 200V195L186 194H183ZM262 206H264V205H262ZM189 218L190 219H188L184 223L187 224L186 226L189 227L191 229V231L195 232L198 236L199 235L202 236L204 234H208L210 232V230H212L211 227L215 225L214 222H209L208 221L209 217L208 218H205L204 219L205 222H204L203 219H201L200 216L198 217L197 215H195L194 213H192V215L189 216ZM184 223H180L179 222L178 224H184ZM145 226L148 228L147 231L151 233V236L150 237L153 240H156V242L154 243V248L155 249H159L163 243L170 241L169 238H170V235H171V231H170V233H158V232L153 231V229L150 228V227H148L146 224H145ZM159 252H160V250H158L156 252V254L159 253ZM153 260H154V258H153ZM153 260L151 259V263L153 262ZM134 261H138V260L137 259H134L132 257L130 260L126 261L124 264H136V263H132ZM139 262L141 264H150V263H148V261H145V262L139 261Z\"/></svg>","mask_w":264,"mask_h":264}]
</instances>
